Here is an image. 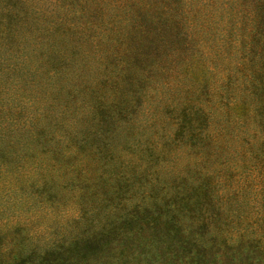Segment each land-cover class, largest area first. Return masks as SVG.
Here are the masks:
<instances>
[{
	"label": "rangeland",
	"instance_id": "rangeland-1",
	"mask_svg": "<svg viewBox=\"0 0 264 264\" xmlns=\"http://www.w3.org/2000/svg\"><path fill=\"white\" fill-rule=\"evenodd\" d=\"M262 7L0 0V264H264Z\"/></svg>",
	"mask_w": 264,
	"mask_h": 264
},
{
	"label": "trees",
	"instance_id": "trees-1",
	"mask_svg": "<svg viewBox=\"0 0 264 264\" xmlns=\"http://www.w3.org/2000/svg\"><path fill=\"white\" fill-rule=\"evenodd\" d=\"M259 9H261V7H254L255 11H258ZM262 11L264 12V7H262ZM253 77L256 81L254 83H252L251 85L247 86L246 90H247V96L250 97L252 100H254L255 102H257L259 104V115H262V111L264 108V77L262 79H257L255 76H251ZM257 117V116H256ZM255 117V119H256ZM255 138H257V135L255 136ZM264 140V138L262 139ZM255 169H263L264 170V162H262L260 165L256 166ZM257 172V170L255 171ZM192 206V205H190ZM193 213V212H191ZM179 226V225H178ZM178 228V230H180L181 232L183 231V227L182 225H180ZM179 231V232H180ZM185 233V232H184ZM232 247V253H238V255L243 256V254L241 252L247 251L248 247L243 246V245H230ZM213 249L211 248H204V252H212ZM192 261L194 262H198V260L196 259V256H194L193 258H191ZM196 259V260H195ZM223 264V262H222Z\"/></svg>",
	"mask_w": 264,
	"mask_h": 264
}]
</instances>
